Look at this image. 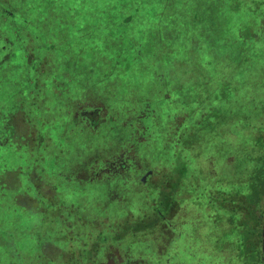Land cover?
<instances>
[{
  "label": "rangeland",
  "instance_id": "obj_1",
  "mask_svg": "<svg viewBox=\"0 0 264 264\" xmlns=\"http://www.w3.org/2000/svg\"><path fill=\"white\" fill-rule=\"evenodd\" d=\"M263 212L264 0H0V264H261Z\"/></svg>",
  "mask_w": 264,
  "mask_h": 264
},
{
  "label": "flooded vegetation",
  "instance_id": "obj_2",
  "mask_svg": "<svg viewBox=\"0 0 264 264\" xmlns=\"http://www.w3.org/2000/svg\"><path fill=\"white\" fill-rule=\"evenodd\" d=\"M12 17V13H8ZM87 115L83 117L85 121L87 122V125L89 128H92L93 130H97L102 124H103V116L101 115V112L98 108H92L90 111L85 112ZM133 158H128L126 155H123L120 153V156H116L115 161H111L108 165V162H102V166H99L98 172H95V174L99 175V177H103L105 174L111 175V176H120L123 172H125L128 169H131L133 166L134 160H131ZM122 172V173H121ZM103 175V176H102ZM144 180V179H143Z\"/></svg>",
  "mask_w": 264,
  "mask_h": 264
},
{
  "label": "trees",
  "instance_id": "obj_3",
  "mask_svg": "<svg viewBox=\"0 0 264 264\" xmlns=\"http://www.w3.org/2000/svg\"><path fill=\"white\" fill-rule=\"evenodd\" d=\"M6 126L7 125H4V128H6ZM159 210L157 209V211H159ZM253 222H254V219H253ZM255 225H256L258 232L260 234V237H261L262 254L264 255V212H263L261 218H259L258 221H255ZM261 262H262L261 264H264V258H262ZM119 263H120V261L116 262V264H119Z\"/></svg>",
  "mask_w": 264,
  "mask_h": 264
}]
</instances>
